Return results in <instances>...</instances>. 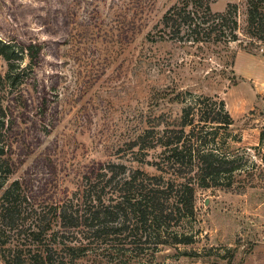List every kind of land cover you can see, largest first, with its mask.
I'll list each match as a JSON object with an SVG mask.
<instances>
[{
	"label": "rangeland",
	"instance_id": "374dc122",
	"mask_svg": "<svg viewBox=\"0 0 264 264\" xmlns=\"http://www.w3.org/2000/svg\"><path fill=\"white\" fill-rule=\"evenodd\" d=\"M179 1L0 0V40L43 45L37 87L0 78L18 164L9 182L42 159L55 166L46 176L54 197L105 162L155 173L129 143L146 127L178 124L189 92L224 100L234 120L227 148L249 159L231 187L196 186L194 218L173 225L195 235L194 243L155 235L139 241L132 230L105 243V253H89L88 264H264V33L248 32L247 0H209L215 12L237 6L238 40L162 38V17ZM16 55L26 66L28 54ZM7 70L0 55V76ZM37 90L58 96L43 124Z\"/></svg>",
	"mask_w": 264,
	"mask_h": 264
},
{
	"label": "trees",
	"instance_id": "16d2710c",
	"mask_svg": "<svg viewBox=\"0 0 264 264\" xmlns=\"http://www.w3.org/2000/svg\"><path fill=\"white\" fill-rule=\"evenodd\" d=\"M247 5L248 32L256 28L264 33V0H247ZM236 7L229 4L225 12H215L209 0H181L164 13L161 37L193 43L236 41ZM259 38L264 40V36ZM17 52L28 54L26 66L16 62ZM42 53V43L0 40V55L8 62L0 78L11 86L37 87L35 69ZM188 94L178 124L146 127L129 143L131 151L140 155L138 162L157 172L113 161L93 165L75 190L63 197H54L47 188L46 176L55 170L51 159L37 161L24 176L9 182L18 164L9 130L11 115L1 106L0 256L4 263L88 264L82 260L89 253L98 248L105 253V243L112 244L132 230L139 241L155 235L171 237L176 243H194L195 235L175 230L173 225L194 218L196 186L231 187L237 172H248L249 159L227 148L234 120L224 100ZM52 97L37 90L42 124L55 100ZM45 125L43 130H47ZM33 142L31 137L25 143L28 150ZM152 151L159 153L152 156Z\"/></svg>",
	"mask_w": 264,
	"mask_h": 264
}]
</instances>
